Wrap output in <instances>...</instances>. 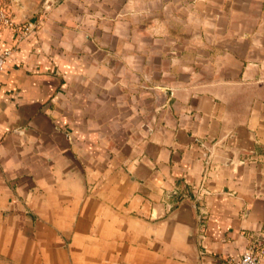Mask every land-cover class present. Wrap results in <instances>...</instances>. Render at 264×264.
Instances as JSON below:
<instances>
[{"label": "crops", "instance_id": "0c3cea01", "mask_svg": "<svg viewBox=\"0 0 264 264\" xmlns=\"http://www.w3.org/2000/svg\"><path fill=\"white\" fill-rule=\"evenodd\" d=\"M1 3L0 264L264 249V0Z\"/></svg>", "mask_w": 264, "mask_h": 264}, {"label": "built area", "instance_id": "2783aa9c", "mask_svg": "<svg viewBox=\"0 0 264 264\" xmlns=\"http://www.w3.org/2000/svg\"><path fill=\"white\" fill-rule=\"evenodd\" d=\"M0 20L7 21L6 10L0 8ZM8 50L0 51V85H1V74L3 72L6 57L8 55ZM264 253V249L261 246H256L255 244H250L246 246L241 255L237 258H232L230 264H260V258Z\"/></svg>", "mask_w": 264, "mask_h": 264}, {"label": "rangeland", "instance_id": "374dc122", "mask_svg": "<svg viewBox=\"0 0 264 264\" xmlns=\"http://www.w3.org/2000/svg\"><path fill=\"white\" fill-rule=\"evenodd\" d=\"M3 2H4V0H2ZM9 1V0H8ZM1 7H3L5 10H7L6 8V5L4 6V4L3 3H1ZM6 7V8H5ZM9 15V14H8Z\"/></svg>", "mask_w": 264, "mask_h": 264}]
</instances>
